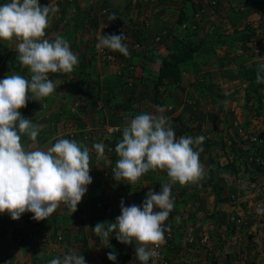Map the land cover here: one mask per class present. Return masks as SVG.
<instances>
[{"label": "rangeland", "instance_id": "374dc122", "mask_svg": "<svg viewBox=\"0 0 264 264\" xmlns=\"http://www.w3.org/2000/svg\"><path fill=\"white\" fill-rule=\"evenodd\" d=\"M147 1L133 3V0H73L71 2H68V0H39V4L42 7L49 4L53 9H59L51 16V23L49 28L46 29L45 38L54 40L56 35H60L66 39L70 44L71 50L77 55L79 63L72 73H50L49 78L56 84V91L40 101L29 99L26 107L19 110L23 118L30 119L34 124L41 126L36 142H32L26 135L21 137V142L26 148H30L31 150L37 148L47 150L56 140L62 138L74 140L82 148L87 147L91 157L90 176L92 177V183L88 185L87 195L82 198L81 203L77 207V211L72 216L68 214L67 209L62 205L48 217V220H43L47 221L48 225L49 223L54 224L57 217L68 219L64 224H55L52 230L46 229V226L44 227L41 224L42 221L36 222L33 220L31 213L26 212L16 221H13L6 213L0 214V264H5V257L3 256L5 253L2 252L5 247V232L10 234L9 237L14 239L15 244H18L16 238L19 237V233L25 232L27 234V231L28 233L31 232V235L35 237H29L32 242L27 244V246L33 245V250L43 249L46 256H49L51 259L56 257L57 253H60L63 245L62 242L57 245L54 243L55 239L51 238L50 233L55 229L69 231L71 228L72 234H70V237L73 240L75 239V242L77 241L76 243L71 242L77 249L70 251L76 253L82 249L77 254H83L85 264H111L114 261H110L107 258L109 252L116 253V260H120L118 258L119 254L126 255L128 253L127 245L119 243L115 239L114 234L110 237L109 245L102 243L101 238L93 232L95 226L98 223H114L116 221V218L121 215V212H119L120 209L114 210L112 203L117 200H123L125 207L131 205L142 206L140 203H143L148 193H146V188L153 187L154 191L157 188H161L163 183L168 182V176L166 171L150 170L134 185H129L123 181H115L112 169L115 167L116 162L113 161V157L118 156L115 152L110 151L109 144L110 139H113L118 129L129 124L133 113L155 114L157 106H162L165 109L163 114L169 118L177 137L183 136L185 134L183 130L186 129L189 130L192 137L203 136L205 138L204 140L209 141L211 144L208 145V142H206V149L202 151L206 154L209 153V156L200 159L205 169L204 178L197 183H189L187 185L176 183L172 185L171 192L174 209L170 213L167 227L169 228L168 231L173 232L174 238H172V242L178 244H175L178 250L176 252L172 248L167 251L168 255H171L172 252L173 257L170 260L175 262V264H180L179 260L174 261L175 256H178L182 264H209L217 257L216 249L212 245L215 242V236L221 235L226 239L223 242V247L225 246L224 251L229 248L231 250V257L235 258L231 260L230 257V262L227 264H264V214L257 213L255 202H252L248 207L238 206L239 208L234 209L233 206L238 205V203L236 201L235 203H231L229 200L230 193L236 191L239 194V199H244L240 205H244V202L249 199L251 201L257 200L261 203L264 202V190H261L257 184H251L253 182L249 183L248 175L241 168L243 167V162L248 160L249 155L256 154L257 151L251 150L246 154L243 150H239L245 153V155L242 154L243 158L235 162V164L228 162L226 165V159L212 161V156L210 157V152L212 154L217 148L226 147L224 139L229 134L225 131L226 128L231 129V123L236 128L240 127L237 121L233 117L230 119L227 113L223 114V117L220 119L221 115H218L217 111L221 112V107L225 109L227 105L233 106L234 104L236 109L240 111L244 109L246 112L249 104H245L243 95H239L238 93L241 87L240 85L242 84L241 81L235 82L232 85V89H238L235 93L230 92L233 95L232 99L226 95V88L222 87L220 80L217 84H214L212 82L214 76L211 78V75L206 74L208 71L211 73L214 71L219 76L217 71L220 69L222 73L226 74L229 80L230 78L235 79L237 72L240 74L241 69L245 68L246 70V65L240 67L235 66L236 69L230 66L228 67L227 64H229V61L226 60L227 55H231L232 57H239L241 55L238 51H241L242 48L236 43L242 42V37L247 35L243 28L256 31L251 37L253 39L250 40V42L254 40L251 47L259 49L262 53L264 52V48L262 49L264 46V0H235V2L220 0L219 4L214 8H210L207 5L209 0H150L152 1L150 2L151 5H153L151 6L153 7L151 14L148 6L150 4H147ZM169 1L178 2L177 4L181 5L180 7L184 11L180 10L179 6H177L174 15L166 19L165 25L160 31H156L159 33L170 30L175 33L170 34L166 38L163 43L164 46L171 43V47L176 41H181L183 37L190 34H192V39L194 38L195 40L193 41L196 43L208 39L204 45L212 44L211 40L220 37L221 42L224 44L225 40L231 41L226 38V31L231 30L230 28L232 27H236V37L234 41L232 40L227 45L228 48L226 45H219L218 49L213 50V54L218 59L219 65L222 68L219 65L212 66L210 64H204L197 71H193L192 74L185 73L183 75L184 79L182 81L180 79L179 85L176 86L178 88L176 89L177 96L174 97L173 102L171 101L168 104L163 103V88L162 91L160 90L162 96H159L160 98L158 100L155 99V96H153L155 93L153 83L148 85V83L146 84V82L140 81L137 90L139 87L145 86L146 90L144 92L136 90L138 93L137 96L124 94L122 90L123 84H121L122 81L115 76V71L119 67V64L125 61L130 67H133V62L139 65L140 60L147 59L146 56H149L152 51H157L158 48L153 47L149 49L147 47L148 50H146V47H144L138 51H132L128 48L130 52L129 57H125L118 52L103 49V55V52L98 53L96 47L98 38L101 34L119 35L124 30L125 35L126 33H130L126 35L128 41H125L129 47L134 41L138 42L140 33L138 31L130 32L126 29H133V26L140 23L142 18L145 17V14H150L149 17L152 25L154 19L152 18L153 14L157 12L160 4ZM8 2L10 0H0V5ZM230 11L232 13L228 16ZM196 12L202 13V20L195 23L196 29L192 30L189 27L187 31H179L176 28V25L182 22L191 24L192 21L190 18ZM233 14L237 18H231ZM113 15L115 19H109ZM184 16L187 20L180 21L181 17ZM213 17H215V22L212 21ZM225 19L229 20L225 21ZM107 26L109 28H106ZM200 27L206 29V31H203L204 39L202 38L203 40L198 41L201 39L198 36L200 34ZM210 30L212 31L209 32ZM258 41L262 44L261 48L258 46L260 45ZM149 47L151 46L149 45ZM207 47L203 50L206 51L204 52L205 54L212 50L209 48V45ZM105 52L110 54L113 52L112 54L116 58L115 62L104 59L107 55ZM17 56L15 42L0 41V80L4 79L8 74H20L30 79L28 70L19 63ZM17 63H19V68L14 69L13 64L16 65ZM252 66L250 64L248 68L250 69ZM134 69L133 67L135 75L136 70ZM221 72L220 77L223 76ZM201 75H205L207 80L203 79ZM234 81H237V79ZM201 87L209 89L205 90L203 95L207 94L209 96L208 101H210V105H216V110L210 107L202 116H196V119H192L193 117L182 118L181 111L186 113V111H193V108H196L199 101L196 97V92L200 94L201 91L199 88ZM111 89L113 90L111 91ZM187 89H189L188 93H184ZM168 97L170 95L166 98L168 99ZM134 100H138L137 103H134ZM211 100H213V103ZM260 109L263 110L264 108ZM254 110L258 111L256 108ZM203 117L205 120L202 119ZM222 121H227L230 126L227 127L226 125L228 124ZM199 124L204 128L203 133L200 132ZM218 127L222 129L220 130ZM110 129L112 131L116 129L117 131L109 134L108 131ZM257 133L254 136L262 137ZM219 136L224 138L221 139L224 143L223 146L218 145ZM215 137L217 140L214 139ZM96 143H103L105 146V151L99 158H97V153L93 148V145ZM213 143L219 147H212ZM262 153L264 154V150ZM217 163L221 165L217 167ZM253 166L255 167V165ZM237 171L241 175L237 179L239 181H235L233 185L231 182V185L227 186L226 174L230 173L237 178ZM262 172L264 173V171ZM208 177H212V183L207 182ZM258 184H261V187L264 188V180H259ZM208 185L209 188H207ZM221 185L224 190L218 197L223 198V201L219 200L214 190V188ZM191 187H198L197 191L199 193L196 195L189 191V194L185 196L184 191ZM203 190H206V193L200 196V191ZM250 190L254 191L253 199ZM143 193L146 194L142 195ZM83 202L87 203L86 208L88 209V213L86 218L81 213L85 210L82 209ZM76 213L78 219L75 218ZM177 216L180 217L179 223H176L175 220ZM232 216L235 219L241 218V220L239 219L240 225H237L235 220L232 221L230 219ZM75 219L78 220L77 223H75ZM23 223L28 226L22 228L20 225H23ZM34 223L36 224L34 225ZM194 233L200 235H197L199 237L197 242L194 240ZM50 240H53L52 246H49L50 244L46 245V248L42 246V243L46 244ZM55 245H57V248ZM61 253L66 254L65 251ZM185 258L188 260H185ZM49 261L46 260V264Z\"/></svg>", "mask_w": 264, "mask_h": 264}, {"label": "clouds", "instance_id": "9594fccd", "mask_svg": "<svg viewBox=\"0 0 264 264\" xmlns=\"http://www.w3.org/2000/svg\"><path fill=\"white\" fill-rule=\"evenodd\" d=\"M39 0H10L0 5V41L16 43L17 60L28 70L30 79L20 74L6 75L0 80V214H8L13 221L31 213L33 220H47L62 205L69 215L78 205L92 183L90 152L74 140L58 139L47 150L26 148L21 137L26 135L36 142L40 127L23 118L20 109L29 99L40 101L56 91L49 74L72 73L78 66V57L69 42L56 35L46 37V29L55 11ZM109 19H115L110 16ZM124 30L117 34L100 35L96 47L130 56ZM264 64L257 68L256 82L264 83ZM163 107L156 113L135 115L122 130V139L116 144L119 159L112 169L117 182L136 184L150 170L166 171L168 182L159 193L149 190L142 206H124L114 223H98L93 232L101 242L109 245L110 237L125 245L135 242V257L140 264H148L158 255L155 249L165 243L166 226L174 209L172 185L197 183L205 176L200 162L203 136L177 137ZM97 158L103 155V143L93 145ZM264 214V202L257 206ZM176 223L180 217L175 218ZM107 225V227H105ZM110 261L117 256L109 252ZM49 264H85L81 254L69 251Z\"/></svg>", "mask_w": 264, "mask_h": 264}, {"label": "crops", "instance_id": "0c3cea01", "mask_svg": "<svg viewBox=\"0 0 264 264\" xmlns=\"http://www.w3.org/2000/svg\"><path fill=\"white\" fill-rule=\"evenodd\" d=\"M230 1L235 2V0H230ZM236 1H239V0H236ZM177 3L178 2L169 1L167 3L160 4L157 12L155 14H153V17H152V18H154L153 22H152V32L153 33H157L156 31H160V29H162V27L165 25L166 19L170 18L171 15H174V13L176 12L177 6H179L180 10H182V7H180L181 5H179ZM231 13H232V11H230L228 13V16L231 15ZM215 17L212 18L213 22H215ZM220 17H223V16H220ZM234 17L235 16L233 14V16L231 18L234 19ZM235 18H237V17H235ZM229 19H227V20L225 19V21H228ZM230 21H233V20H230ZM206 22H208V21H206ZM204 24H205V22H204ZM235 28L236 27H232V28H230L231 30L226 31V34H227L226 38L227 39H230L231 41L232 40L234 41V38L236 37ZM243 30L246 32L247 35L244 36V40L241 39L242 42H237L236 43V44L240 45V48H242L241 51L240 50L238 51V53H240L241 55L239 57H235V56L232 57L231 55H227L226 60L229 61V64H227L228 67L230 66L231 68L236 69L235 66L240 67V66L246 65L247 66L246 70H248L249 69L248 65H250V64H251V66L254 65V64H259V65L264 64V55H262L264 52L262 53V52H260L259 49H254V48L251 47V44H253L254 40H252V42H250V40L253 39L251 37L254 35V33L256 31L252 30V29H249V28H247V29L243 28ZM203 31H206V29H202L200 27L199 28L200 34L198 36L201 37V39H199L198 41H201V40L204 39L203 38ZM211 31L212 30H210L209 32H211ZM178 38H180V37H178ZM193 40H195V39L193 38ZM231 41H226L225 40L224 44L223 43L206 44L207 46L209 45L210 46L209 48L212 49L211 52H207L206 54L204 53L206 51H203V50L207 46L204 45L200 49V51L198 53L194 54V56H193L194 58H193L192 63L188 67L185 68L186 71L185 70H181V73H180L181 74V77H180L181 81L184 79L183 75L185 73L192 74L193 71H197V69L200 68L204 64H210L212 66L219 65V61L215 57V55L213 54L214 53L213 50L218 49L219 45H226V47L228 48L227 45H229L231 43ZM170 44L171 43H169V44H167L165 46L163 45V46L158 47L157 51H153L154 53H153V55H151L152 58L150 57L149 59L140 60L139 61L140 62L139 65H137V64H135V62H133L134 65H135V66L133 65V67L135 68L134 70H136V74H135V76H136L135 81L137 83L135 85L136 86V90H137V86L139 85L138 83L140 81L141 82H146V84L148 83V85L152 84V83L156 84V82L158 80V76H159V66H160L159 60H164V59L168 58V54H169L168 47L170 46ZM259 44H260V42H259ZM261 45L262 44H260L258 46H260V48H261ZM236 47H237V45H236ZM263 48H264V46L262 47V49ZM220 68H222V66H220ZM217 72L219 73V76L216 75L214 71H212V73L210 71H208L206 74L207 75H211V78L214 76V79H212V82H214V84H217L218 81L220 80V82H221L220 84L222 85V87L226 88V92H227L226 95L229 98H232V99H233V95L230 94V92H234L235 93V91L238 90V89H232L231 87H232L233 84H235V82H238V81L240 82L241 81L242 84L240 85L241 87L238 90V93H239V95H243L245 104H249V106H248L249 108L246 109V112H245L244 109H242L241 111L236 109L234 107V104H233V106L227 105L225 107V109H224V107H221V112L217 111V114L221 115L220 119L223 117L222 116L223 114L227 113L230 116V119H231V117H233L235 119V121H237V124L240 125V127L236 128L231 123V129H229V132H228L229 134H227L228 135L227 138L224 139V138H221L222 136H219V144L218 145L223 146L224 143L221 141V139H224L226 147L217 148L216 151L214 153H212V154L210 152V157L212 156L211 157L212 161L220 160V159H226V161H225L226 165L228 164V162L229 163L233 162L235 164V162H238L240 159L243 158V155H245V153L247 154V153H249V151H251V147L252 146L247 141V139L249 137L254 136V134H256V132H258L257 134L261 135L262 138H264V109L263 110L260 109V108H264V83H262L261 87L258 88L257 95H259V100H257V98H254L255 97V95H254L255 93L252 92V88L251 87L249 88L247 80H245V78L243 76H241L238 72H237V77L235 78V79H237V81H234L235 79H233V78H230L228 80L227 79L228 77L226 76V74L222 73L220 71V69ZM220 72L223 74L222 77H220ZM261 75H264V73H261ZM201 76H202L203 79L207 80L205 75H201ZM199 77H200V75H199ZM229 82H231V83H229ZM162 83H163L162 87H163V91H164V95H163V97H164L163 100L164 101H163V103L168 104L171 101L173 102L174 97L177 96L176 95V89H178V88H176V85L170 79H164V81ZM139 88H138L137 91L144 92L146 90L145 86L141 87L140 89ZM199 90L201 91L200 94H198V92H196L197 93L196 97L199 100L198 104L196 105V108H193V111H186V113L181 111L180 114H182V118H184V117H186V118L193 117L192 119H196V116H200V115L202 116V114H205L206 113L205 111H208V109L210 107L213 110H216V105H214V106L210 105V101H208L209 96L207 94L203 95L204 94L203 92L205 90H209V89H206V87H201V88H199ZM188 91H189V89H187L184 93H188ZM249 93L251 94V98L247 99V95L246 94H249ZM169 95H170V97H168V99H167L166 97L169 96ZM160 101H162V100H160ZM211 102L213 103V100H211ZM254 108H256L258 111H255ZM217 114H216V116H217ZM202 119L205 120L204 117ZM182 124L189 125V124H186V123H182ZM218 128L220 130L222 129L221 127H218ZM180 129H181V125H180ZM196 131H198V130H196ZM183 132L185 133V134H183V136H186V135L187 136H192V134L189 132V130L184 129ZM200 132H202V133L204 132V128L201 125H200ZM220 135H221V132H220ZM244 138H247V139H244ZM214 139L217 140L216 137ZM206 142H208V145H211L209 141L204 140L203 144L201 145V147L203 148L204 151L206 149L205 145H207ZM218 145H215V143H213L212 147H216ZM239 150H243L245 153L240 152ZM205 156H209V153L206 154V153L201 152L200 159H204ZM220 165H221L220 163H217V167H219ZM249 171L251 172L249 175L252 178H257V179L264 180V173L262 172V171H264V169H262V168L258 169V167H256V166L254 167L253 165H251L249 167ZM240 176L241 175H239V171H237V178L232 176L230 173L226 174L227 186L231 185L230 184L231 182H232V185L234 184L235 181L238 182L239 180H237V179L240 178ZM252 184H256V182L255 183L253 182ZM258 187L261 190H264V188H262L260 185H258ZM207 188H209V185L207 186ZM150 189L154 191L153 187H147L146 188V193ZM197 190H198V187L188 188L187 190L184 191V195L185 196L188 195L189 191L191 193L197 195L199 193ZM155 191L157 193H159L161 191V188H157ZM205 191L206 190L200 191V196L204 195V193H206ZM253 192L252 193L250 192L252 194V197H253ZM146 193H143L142 195H144ZM86 195L87 194H85V196ZM201 200H202V198H201ZM242 200L244 201V199H241V202L243 203ZM245 200H247V199H245ZM121 201L122 200H117V201H115L116 203L113 202L114 204L112 203V208H114V210H118V209L121 210ZM225 202H226V200H225ZM197 203H200V202H197ZM244 203H245L244 205H240V204L235 205L236 207L233 206V208L235 209V208H239V207H246V206L248 207V205H246V202H244ZM140 204L142 205L143 203H140ZM247 204H250V202H248ZM86 206H87V203L83 202L82 203V209H85V210L83 212H81V213H83V216L85 218H86L87 213H88V209L86 208ZM120 210H119V212H121ZM76 218H77V216H76ZM48 219L49 218H47V220ZM77 219H75V223L78 222ZM67 221H68V219H63L61 217L60 218L57 217L56 218V222H54V224H52V223L50 224L48 222L49 224L47 225V221H42L41 224L44 227L46 226L45 227L46 229L52 230L55 227V224H57V225H59L60 223L64 224ZM72 222H74V220H72ZM168 222L169 221L165 222L166 226H167ZM21 223H22V221H21ZM20 226H22V228H26L28 225L23 223V225H20ZM71 232H72V230H71ZM27 233H28V231H27ZM70 234H72V233H70ZM197 235H199V234L194 233L195 242H197L198 239H199V237ZM9 236H10V234L5 232V247H4V250H2V252L5 253L3 255L5 257V264H46L47 263L46 260L49 261L51 259V258H49V256H46V253H45V251H43L42 248H41L42 250H39V249L33 250V245H31V246L28 245V246H30L29 248H28L27 245L25 247L19 246V245L15 244L14 239H11ZM210 236L212 238H214L212 235H210ZM71 238L72 237H69L67 240H65L62 243L63 244L62 245V249H60V253L59 254L58 253L56 254V257H61L62 258L63 255H64V253L63 254L61 253L62 251H65L67 253L70 250L77 249V247L73 246V243L70 242ZM224 240H226L225 237L223 238V236H221V235L220 236L219 235L215 236V242L212 245H213V248L216 249L217 257H216V259L214 261L210 262L209 264H227L228 262H230L231 250L228 248V250L224 251V249H225V246L223 247ZM48 243L44 244L45 248H46V245H49ZM175 244L178 245L177 243L172 242V243L167 244L168 246L166 245L167 247H165L166 248L165 249V253H166L168 259H171V257H173L172 256V252H171V255L167 254L168 250H171L172 248H173V251L177 252V250H178V247ZM135 246L136 245H135V242H134L133 244H131V248L132 249H130V248L128 249V253L127 254H129V256H131L132 258L135 255ZM220 249H223V250H220ZM80 250H82V249H80ZM80 250L77 251L76 253H80ZM60 254H62V255H60ZM121 256L122 255L119 254L118 258L120 259ZM56 257H54V258H56ZM186 258H185V260H188ZM232 259L234 260L235 258L231 257V260ZM176 260H179V263L182 264L181 263V259H178V256H175L174 261H176Z\"/></svg>", "mask_w": 264, "mask_h": 264}, {"label": "trees", "instance_id": "16d2710c", "mask_svg": "<svg viewBox=\"0 0 264 264\" xmlns=\"http://www.w3.org/2000/svg\"><path fill=\"white\" fill-rule=\"evenodd\" d=\"M182 11H184L183 8H182ZM184 17H181L180 21L187 20V18L186 17L184 18ZM242 40H244V37H242ZM207 41H208V39L206 41H202V42L196 43L192 39V34H190V35H188L186 37H183L181 39V41H176V43L173 46H171V47L169 46L168 47V51H169L168 58L164 59V60H159V62H160L159 76H158V80H157L156 84L153 85L154 86V90H155V93H154L153 96H155L156 100H158L162 96V94L160 93V90L158 88L161 87V91H162V88H163L162 87V85H163L162 82L164 81V79H170V80H172L174 82V84L176 86H178L179 83H180L181 70H184L186 67H188L192 63L193 58H194L193 57L194 54L198 53L200 51V49L204 46V44ZM212 43H222V42H221L220 37H219L218 39L212 40ZM151 55H153V51L150 53L149 56H146V58L149 59ZM258 66H259V64H254L250 69H248V70L241 69V72H240V75L243 76L245 78V80H247L249 88L250 87L252 88V92L255 93L254 94L255 95L254 98H257V100H259V95H257L258 88H260L261 85H262V83L258 84L256 82V73H257ZM13 67H14V69H18L19 68V63H17L16 65L13 64ZM112 90L113 89H111V91ZM122 90H123L124 94L130 95V96H131V94H132V96H137L138 95V93L136 92V88H134V86H133L132 89H129V88L124 89L123 88ZM163 93H164V91H163ZM246 95H247V99L251 98V94L250 93L246 94ZM137 101L134 100L133 102L137 103ZM135 115H137V113H133V115L131 116V119L134 118ZM223 123H227V121H224ZM124 126H126V125H124ZM124 126L122 128H119L118 131H117V134H115V136H113V139H112V141L109 144V148L111 149L110 151L115 152L116 144L122 139V130H123ZM226 126L229 127L230 124H228ZM226 131L228 133L229 132V128H226ZM251 146H252L251 150H256L257 153L249 155V158L250 157L259 156V154H260L259 149L255 148L253 145H251ZM249 158H248V160L246 162H243V167H241V168L245 171V174L248 175V179L250 180L249 183H251V182L255 183L256 182V184L259 185L258 181L261 180V179L252 178L249 175L251 173L249 171V167L251 165H255L254 160H252V163H250ZM118 159H119V157H113V161L114 162H116ZM233 167H235V166H233ZM258 169H261V167L259 165H258ZM262 169H264V168H262ZM237 170H239V168H237ZM211 181H212V177H208L207 178V182L210 183ZM260 186H261V184H260ZM214 190H215V193L217 194V197H218V196H220L222 194V191L224 190V188L221 185L219 187L214 188ZM250 192L252 193L253 190H250ZM231 193H234L233 195L237 198V203L241 204L242 202L239 199V194H237L236 191H232ZM252 199H253V197H252ZM219 200L223 201L224 199L223 198H219ZM256 201L257 200H254V201L252 200L251 201V199H249L248 201H245V202H246V205L250 206L252 204V202L256 203ZM247 202H250V204H247ZM76 216H77V213L75 214V218H76ZM35 224L36 223H34V225ZM70 230H71V228H70ZM70 230L69 231H67V230L60 231L61 232L60 234L62 235V238H63L62 243L70 237V233H71ZM56 231H57V229L53 230L52 233H50L52 239L55 238V235H56L55 232ZM167 232H170V231H166L165 233H167ZM171 233L173 235V232H171ZM31 234H32L31 232H29L27 234L25 232L19 233V238L17 237L19 239V242H18L17 245L25 247L27 244H30L31 241H30L29 237L30 236L31 237L34 236V235H31ZM17 238H16V240H17ZM71 241H73L74 243L77 242V241L75 242V239L73 240V238H71ZM171 242H172V239L168 240L167 242H165L164 247L167 244L171 243ZM42 246H44V243H42ZM130 246L131 245H127V248L129 249ZM166 257H167V255H166ZM130 263L131 264L132 263H134V264L135 263L136 264L139 263V261L137 260L135 255H134L133 258L131 256H129V254L122 255L120 260H116V261H114L111 264H130Z\"/></svg>", "mask_w": 264, "mask_h": 264}, {"label": "built area", "instance_id": "2783aa9c", "mask_svg": "<svg viewBox=\"0 0 264 264\" xmlns=\"http://www.w3.org/2000/svg\"><path fill=\"white\" fill-rule=\"evenodd\" d=\"M73 0H68V2H71ZM144 2L147 0H133V3L135 2ZM142 1V2H141ZM154 1V0H153ZM220 0H209L208 4L210 8H214L217 6V4H219ZM152 1L148 0L147 4L149 6V11L150 14L153 10V5H151ZM150 14H145V17L142 18V20L140 21V23H137L136 26H133V29L128 28L126 30H129L130 32L132 31H138L140 33L139 37H138V42L134 41V43L130 44V46L128 47L130 50L132 51H138L143 49L144 47H147L149 49L151 48H158L159 46L163 45V43L165 42L166 38L170 35V34H175L173 32H171L170 30L167 31H161L159 33H153L152 32V25H151V20H150ZM192 23L188 24L187 22H182L179 25H176V28H178L179 31H187L189 29V27L192 28V30L196 29L195 23H198L200 20H202V13L201 12H196L195 15H193V17L190 18ZM106 28H109V26H107ZM127 35H129L130 33H126ZM126 41H128L126 39ZM149 45L151 47H149ZM104 55V51L103 49L98 50V53H102ZM106 57H104V59H106L107 61L110 62H115L116 58L114 55L105 52ZM115 76L122 81L121 84H123V88L124 89H132L133 86L136 85V81H135V75L133 72V67L128 66V64L123 61V63L119 64V67H117L116 71H115ZM159 90H161V88H158ZM116 132V129H110L108 131L109 134H113V132ZM247 139V138H244ZM112 141V139H110V142ZM247 141L249 142L250 145H253L255 148L259 149L260 154L257 157H250L249 161L250 163H252V160H254L255 162V166L258 167V165L261 168H264V154L262 153V151L264 150V138L262 137H257V136H252L249 137L247 139ZM110 149V148H109ZM111 150V149H110ZM234 193H230V197L229 200L231 203H235V201L237 202V198L233 195ZM261 202L256 201L255 206L260 205ZM232 221L235 220L237 225H240V220L239 219H235V217H231L230 218ZM242 222V221H241ZM55 241L54 243H56L57 245L60 244L63 240L62 235L60 234V231H56L55 232ZM19 238V237H18ZM17 238V243L19 242V239ZM173 238V235L171 232H167L165 233V242H167L168 240H171ZM53 240H50V242L48 244H50V246L53 245ZM57 245H55V247L57 248ZM165 243L163 245H161L159 248L155 249V251L158 253V255L154 258H151L148 261V264H175V262L171 261L170 259H168L166 257V253H165V247H164ZM52 248V247H51ZM49 264V263H48Z\"/></svg>", "mask_w": 264, "mask_h": 264}]
</instances>
